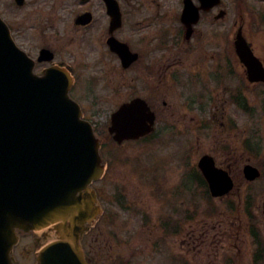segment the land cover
<instances>
[{"label":"flooded vegetation","instance_id":"obj_1","mask_svg":"<svg viewBox=\"0 0 264 264\" xmlns=\"http://www.w3.org/2000/svg\"><path fill=\"white\" fill-rule=\"evenodd\" d=\"M41 1L25 0L24 6H19L17 0H0V15L16 40L20 38L19 24L25 25L22 19L17 21L16 12L27 9L32 3L34 9L27 15L34 14ZM75 1L77 4L69 5L53 2L58 10L56 17L46 19L42 25L50 30L64 24L79 37L86 35L90 38L95 34V28H100V35L96 30V39L105 46L104 53L112 57L113 62L108 69L117 71L122 86L128 81L127 87L139 90L141 94L136 98L144 99L155 114L152 134L185 139L183 137L191 133L199 139V98L203 97L202 88L201 92L199 88L205 76L214 77V89L222 87V91L216 93L219 103L215 104L217 109L212 118H233L231 101L246 108L245 91L251 86L264 88V84L250 82L248 62L238 55L237 43L242 38L264 68V21L252 22L245 18L246 14L237 13L243 0H221L213 6L200 5L199 0H116L121 25L113 33H110L111 19L103 0ZM72 12L75 13L70 17ZM84 14L90 16L91 21L86 25H77V19ZM111 36L127 44L137 55V60L126 71L119 69L118 57L109 51L107 41ZM44 48L51 50L54 61L37 62L35 71L42 74L51 66L67 67L75 81L71 96L86 110V103L80 100L83 94L76 88L78 79L83 80L77 69L58 61L57 52L51 47ZM44 48L39 49L37 57ZM129 72L130 77L125 75ZM233 163L228 156L227 165L217 164L230 172ZM176 168L179 169L178 176L172 173V169L162 166H150L143 171L139 169V178L158 184L152 219L148 217L153 228L149 241L153 255H163V264H252V259L250 262L237 260L233 255L237 249V245L233 244L237 238L234 228L228 224L223 227L221 223L209 225L199 221L201 201L189 198L187 166L180 163ZM108 170L101 183L105 182ZM196 172L195 185L199 189V170L196 169ZM168 184L175 185L170 193L165 191ZM96 192L100 197L99 191ZM107 213L103 209L98 222L83 237V250L90 264L112 263L113 255L110 253L114 246H109L111 241L105 238L109 221ZM137 216L141 218L143 215L137 213ZM226 239L229 243L225 245ZM254 264H259V261H254Z\"/></svg>","mask_w":264,"mask_h":264},{"label":"rangeland","instance_id":"obj_2","mask_svg":"<svg viewBox=\"0 0 264 264\" xmlns=\"http://www.w3.org/2000/svg\"><path fill=\"white\" fill-rule=\"evenodd\" d=\"M53 2L77 4L75 0H42L39 6L44 13L41 15H27L28 11L34 9L32 3L27 9L16 12L17 21H25V25L19 24V43L33 57L40 48L51 47L57 52L58 61L72 65L86 82L90 79L87 84L83 81L80 83L84 95L80 100L86 103L87 108L84 111L87 120L94 125L97 135L105 143L103 157L109 164L105 182L95 184L94 187L99 190L101 205L108 211L109 221L105 238L111 241L109 246H114L113 252L110 253L113 255L111 264H117L120 260L123 261L119 264H163V255H153L149 242L153 228L148 217L152 219L151 212L156 206L154 196L158 184H150L145 178H139V169L143 171L149 166H157L151 164L156 160L158 163H165V168L172 169V173L178 176L179 169L176 166L179 165L181 141L164 138L156 143L149 141L146 144L139 141L118 146L109 137L110 115L121 103L129 101L141 92L127 87L128 81L122 86L117 71L108 69L109 64L113 62L112 57L104 53L105 46L96 39L98 34L100 35V28H95V34L90 38L86 35L79 37L72 33L73 30L64 26L60 27L61 34L57 36V33L42 25L46 19L56 17L58 10ZM239 8L237 13L246 14V19L256 23L258 20L264 21V0H243ZM74 9L78 10L76 7ZM74 13L72 12L70 17ZM36 32L38 35H35ZM125 75L130 77V72ZM123 78L125 79V76ZM245 94L248 105L253 106L249 115L240 114L236 108H230V111H234L233 122H219L205 116L207 123L199 124V147L193 143L197 141L194 135L183 138L189 139V144L193 143L186 156L189 168L198 161V155L200 157L204 151L213 152L221 164L225 161L223 157L232 158V171L237 187L229 198L209 201L205 189L200 186L198 189L194 185L190 188L189 198L201 201L199 221L209 225L221 223L223 227L228 224L234 228L237 238L233 244L237 245V249L233 255L237 260L249 261L260 247L257 241L264 243V88L251 86ZM185 139L183 140L186 143ZM218 156H221V160ZM247 162L263 172L262 179L252 184L245 181L242 169ZM174 186L168 184L165 191L170 193ZM137 213L143 216L140 218ZM249 234H253V238ZM32 238L31 234L26 240L20 241L15 255L19 264H25L24 260H28L30 255L31 264L34 263L36 247L30 243L34 240ZM228 243L226 239L224 244ZM261 250L259 264H264V250ZM28 254L29 256H26Z\"/></svg>","mask_w":264,"mask_h":264},{"label":"water","instance_id":"obj_3","mask_svg":"<svg viewBox=\"0 0 264 264\" xmlns=\"http://www.w3.org/2000/svg\"><path fill=\"white\" fill-rule=\"evenodd\" d=\"M33 68L0 20V264H14L17 231L44 230L52 240L37 264H88L80 242L99 214L89 189L104 173L99 141L69 99V73L38 78ZM149 124L146 104L135 101L113 115L110 132L121 143L148 134ZM201 167L213 195L226 194L227 175L209 159ZM245 176L259 174L246 167Z\"/></svg>","mask_w":264,"mask_h":264}]
</instances>
